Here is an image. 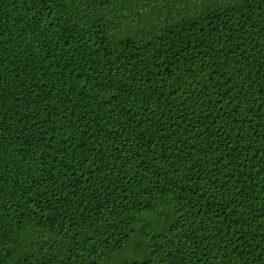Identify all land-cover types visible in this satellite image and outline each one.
Returning <instances> with one entry per match:
<instances>
[{
    "label": "trees",
    "instance_id": "trees-1",
    "mask_svg": "<svg viewBox=\"0 0 264 264\" xmlns=\"http://www.w3.org/2000/svg\"><path fill=\"white\" fill-rule=\"evenodd\" d=\"M131 246L264 264V0H0V264Z\"/></svg>",
    "mask_w": 264,
    "mask_h": 264
},
{
    "label": "rangeland",
    "instance_id": "rangeland-1",
    "mask_svg": "<svg viewBox=\"0 0 264 264\" xmlns=\"http://www.w3.org/2000/svg\"><path fill=\"white\" fill-rule=\"evenodd\" d=\"M155 221H152V224L154 223ZM132 246H133V243H132ZM129 248L130 250L127 252L126 255H122V256H119L117 257L111 264H119L120 262H122L123 260L127 259V258H135V253H134V250L132 247Z\"/></svg>",
    "mask_w": 264,
    "mask_h": 264
}]
</instances>
